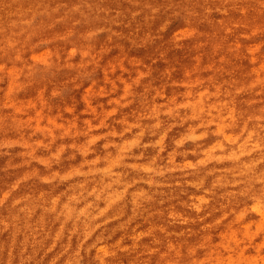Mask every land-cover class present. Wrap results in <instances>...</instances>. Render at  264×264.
Instances as JSON below:
<instances>
[{"label":"rangeland","instance_id":"rangeland-1","mask_svg":"<svg viewBox=\"0 0 264 264\" xmlns=\"http://www.w3.org/2000/svg\"><path fill=\"white\" fill-rule=\"evenodd\" d=\"M62 1L32 0L33 5H27L30 0L25 1L20 7L21 13L1 34L4 37L0 41L7 49L15 45L17 51L14 56L8 50L0 51V144L4 145L0 148V169L3 165L15 169L24 180L23 184L38 170L33 165L35 161L25 160L32 153L26 151L30 147L29 139L23 138L25 133L21 130L30 127L29 137L48 134L55 138L54 129L62 128L61 137L67 138L71 128L78 127L70 118L71 107L78 113L90 94L86 86L80 91L75 90L77 84L89 82L84 79L85 75L91 79L99 76L107 79L108 73L117 65L127 66L130 73L135 69L134 78L130 84L125 83L121 95H126L133 86L138 89L133 95L152 92L153 103L145 118L155 115L157 108L164 107L165 102L181 113H188L190 119H181L180 123L174 124L166 143L182 138L198 114L206 118L197 128L203 134L206 126L209 134L197 142L201 149L197 155L191 154L197 148V144L191 142L185 145V150L189 151L187 157L173 158L170 150L161 154L167 158L165 163L173 165L170 169L173 173L186 172L199 159L209 160L211 154H218L222 149L225 153L226 148L248 140L243 135L244 127L250 122L264 121V34H242L236 0H200L205 6L202 16L177 0H144L149 2L148 11L141 6L139 10L146 13H139L144 19L156 17L157 20L148 27L137 23L136 13L130 14L126 22L129 39L120 35L126 28L119 23L107 21V28L97 32L93 25L101 23L102 26V20L72 21L67 12L60 11L65 8ZM97 3L112 11L130 8L127 5L130 0H97ZM156 6L161 12L152 16L151 10ZM166 21L170 22L166 25L167 31H161V25ZM135 22L137 26L128 27ZM146 36L150 39L144 43ZM72 47H79V58H73V53L68 51ZM153 60L157 63L153 64ZM141 61L150 66L151 78H146L137 67ZM6 89L13 91V100L1 96ZM56 91L61 94L56 96ZM113 114L120 118L115 108L103 116L112 118ZM61 115L63 123H60ZM81 119L80 123H90ZM103 122L102 117L100 123ZM92 139L95 137H89V142ZM41 143L35 141L37 147L33 152L39 150ZM86 154L100 160L86 144H81L74 156L76 163L79 164ZM40 157L48 160L46 156ZM103 163L118 166L114 159ZM27 173L29 175H25ZM208 175L210 179L214 178V175ZM184 179L175 174L168 182L171 186L182 185ZM250 187L251 184L247 190ZM205 191L203 184L179 188L175 203L159 209L165 220L172 221L175 227L155 240L156 244L146 252V258L140 264H180L182 254L197 257L192 264H260L259 244L249 255L253 240L264 243L261 226L264 215H261L258 199L250 207L247 201L236 208L220 202L219 211L210 208L208 212H202L195 223H175L181 216L189 217L188 212L178 209L185 202L192 199L197 205L201 199L210 202L209 195L205 198ZM6 192V188H0L1 199ZM36 193L42 199V192ZM227 199L234 200L235 196ZM220 211L227 212L230 219L225 221L218 215ZM191 214L196 216L194 212ZM232 221L234 226L230 224ZM189 228L190 234L185 235ZM146 232L144 230L141 241L145 240ZM243 241L247 243L239 247ZM170 254L172 258H169ZM126 264L133 263L128 259Z\"/></svg>","mask_w":264,"mask_h":264},{"label":"bare ground","instance_id":"bare-ground-1","mask_svg":"<svg viewBox=\"0 0 264 264\" xmlns=\"http://www.w3.org/2000/svg\"><path fill=\"white\" fill-rule=\"evenodd\" d=\"M25 1L0 0V40L7 25L21 13L20 7ZM177 1L202 16L205 6L200 0ZM71 2L63 0L61 4L66 7L71 6ZM27 5H33L32 0ZM127 5L130 8L115 11L105 7L111 14L112 23L126 28L127 18L134 13L140 25L149 27L156 22V17L144 19L139 13L143 12L139 10L141 6L148 11V1L130 0ZM137 23H130L128 27L137 26ZM120 35L130 37L127 28ZM1 96L14 99L11 89H6ZM202 123L203 114H198L192 121L196 127ZM243 135L248 140L226 148L225 153L222 149L218 154H211V162L204 166L206 171L203 173L189 170L173 173L169 169L171 175L167 176V183L156 186L143 179L133 180L132 185L125 182L123 188L114 186L115 181L109 179L108 170L118 166L96 161L87 154L79 164L76 157H69L51 169L49 161L38 155L33 163L38 172L24 184L15 169L3 165L0 188H6L7 192L0 204V264H126L128 259L133 264L142 263L146 252L156 244L155 240L175 227L165 220L159 209L175 203L179 188H195L203 184L206 187L205 198L211 197L209 204L214 212L219 211L220 202L232 208L247 203L238 198L237 189L240 193L247 191L252 181H258L260 173L264 172V162H261L264 161V121L248 123ZM175 174L185 178L182 185L171 186L168 182ZM208 174L214 178L210 179ZM136 183L141 186L135 187ZM38 191L42 192V199L36 195ZM230 196H235V199H227ZM94 201L98 205V220L102 225L87 241H83L85 229L78 226L75 217L87 213ZM178 209L185 211L184 205ZM191 213L188 211L189 216H193ZM218 215L225 221L230 219L225 211ZM230 224L233 225L234 221ZM144 230H147L145 240L141 241Z\"/></svg>","mask_w":264,"mask_h":264},{"label":"clouds","instance_id":"clouds-1","mask_svg":"<svg viewBox=\"0 0 264 264\" xmlns=\"http://www.w3.org/2000/svg\"><path fill=\"white\" fill-rule=\"evenodd\" d=\"M171 8L172 6L169 5V10ZM60 11L67 12L72 21L87 22L102 20V26L101 23L93 25L97 29V32L107 28V21L112 20L109 11L100 7L97 0H72L71 6H66ZM160 12L161 8L159 6L151 10L152 16H156ZM236 13L238 23L242 27V34L248 36L264 34V0H236ZM169 23L166 21L165 25H161L160 30L167 31L166 25ZM72 39H75V37ZM148 39L150 37L146 36L144 43ZM4 50H8L14 56L17 48L13 45L12 49H7V46L0 41V51ZM68 51L73 53V58H79V47L69 48ZM65 54L61 53V55ZM152 63L156 64L157 61L153 60ZM137 67L145 73L146 78H151L150 66L148 64L141 61ZM134 76L135 69L130 73L127 66L121 68L119 65L108 73L107 79H102L100 76L97 79H91V76L85 75L84 79L89 82L86 85L82 82L78 83L75 90L80 91L85 86L90 89L87 103L78 113L74 107H71L72 112L70 114V118L74 119L78 127L71 128L67 138L61 137L63 133L62 128L54 129L55 138L50 137L48 134L29 137L27 132L30 131V127L27 130L22 129L21 131L25 133L23 138L29 139L30 144V147L26 151L32 153L30 157L26 156L25 160L31 162L38 155L46 156L51 169L58 166L61 161L74 157L77 152V146L86 144L89 151L94 155H98L101 161L105 159H114L116 161L118 167L108 170L109 179L115 181L114 186L123 188L125 182L128 185H132L133 180L139 181L140 179H143L145 182L151 181L153 186L167 183V176L171 175L168 170L173 165L165 163L167 158L161 154L170 150L173 158L179 155L187 157L189 151L185 150V145L189 142L197 144L198 141L203 140L209 134V131L205 126L203 134H201V131L194 124L182 138L177 137L171 139L170 143H166L170 139L169 133H171L173 125L180 123L181 119L187 121L190 117L188 113H181L180 110L165 102L164 107L157 108L155 115H152L151 118H145L150 113L151 104L153 103L151 101V91L147 92L146 95H133V93L138 91L133 86L126 95H121V90L124 89L125 83L130 84ZM100 89H103V91H100ZM60 94L59 91L55 93L56 96ZM105 101L108 102L106 103ZM113 108L119 112L120 118H117L115 114L112 115V118L103 116V113L110 112ZM169 108L172 110L169 111ZM82 117L89 120L90 123H80ZM102 117L104 120L103 124L100 123ZM60 123H63V115H61ZM98 132L99 134H97ZM93 136L95 139L89 142V137ZM18 138L21 137L18 136ZM37 140L42 141V143L39 145V150L33 152V149L37 147L35 144ZM3 147L4 145L0 144V148ZM200 151L201 149L197 144V148L191 154L197 155ZM146 153L148 154L147 158ZM215 159L213 157V160ZM210 162L207 159H199L197 163L189 166V171L192 173H203L206 171L204 166ZM145 164L147 167H142ZM117 173H119V177ZM140 186L139 183L135 184V187ZM241 187L245 186L241 185ZM237 196L241 200L247 201L248 207L258 199L260 201L261 215H264V172L260 173L258 181H252L251 187L247 191L240 193L239 189H237ZM101 200H103V197H101ZM2 203L3 200L0 199V204ZM94 208L95 211H93ZM210 208L211 205L204 199L199 201V205H197L195 199L187 201L184 205L185 212H194L196 216H189L187 218L181 216L178 220H175V223H195L200 214L208 212ZM99 215L98 205L94 201L89 206L87 213L75 217L78 226H83L85 229L83 241H87L92 232L96 228L101 227L102 222L98 220ZM171 222L169 221L168 223ZM261 226L262 230H264V220L261 221ZM190 231V228L187 229L185 235L190 234ZM245 243L247 241H243L239 247H243ZM256 244H259L260 247V264H264V243H260L259 240H253L249 248V255L252 254V248ZM169 258H172L171 254ZM196 258L182 254L180 264H192L193 259Z\"/></svg>","mask_w":264,"mask_h":264}]
</instances>
